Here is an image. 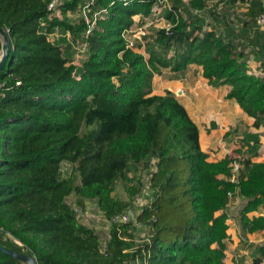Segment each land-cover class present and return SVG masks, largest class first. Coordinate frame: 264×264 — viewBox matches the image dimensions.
Returning a JSON list of instances; mask_svg holds the SVG:
<instances>
[{
	"label": "trees",
	"instance_id": "1",
	"mask_svg": "<svg viewBox=\"0 0 264 264\" xmlns=\"http://www.w3.org/2000/svg\"><path fill=\"white\" fill-rule=\"evenodd\" d=\"M83 1L62 0L59 17L48 0H0V29L9 38L0 70V245L37 264H226L224 209L232 196L244 200L239 216L248 230L264 229L262 216H247L264 208V162L252 161L260 135L230 128L226 137L241 134L240 147L208 161L185 107L170 91L150 95L151 84L162 69L200 65L212 86H228L226 97L264 128V75L248 72L244 53L264 5L251 0L238 29L226 13H211L217 27L208 30L204 14L184 20L173 4L163 12L168 28H151L129 47L125 34L147 22L156 0H94L92 9L106 13L86 38L83 18L71 21L67 14ZM56 28L60 37L51 42ZM82 41L85 57L77 65L72 48ZM2 44L0 34L1 52ZM255 44L262 54L264 42ZM233 161L241 164L236 182ZM64 162L71 164L68 175ZM119 182L130 201L114 195ZM145 187L150 200L135 219L149 233L138 244L137 225L112 219ZM70 195L96 202L109 224L105 246L74 215ZM262 259L264 242L253 264ZM0 264L28 263L0 251Z\"/></svg>",
	"mask_w": 264,
	"mask_h": 264
},
{
	"label": "crops",
	"instance_id": "2",
	"mask_svg": "<svg viewBox=\"0 0 264 264\" xmlns=\"http://www.w3.org/2000/svg\"><path fill=\"white\" fill-rule=\"evenodd\" d=\"M259 64H263L260 63ZM172 92L185 107L189 117L198 128L199 146L205 152L208 161H219L232 156L240 147V136L226 137L230 128H237L240 133L245 128L258 132L261 146L254 162H264V128L253 126L254 117L249 116L233 98H227L228 86H212L203 76L202 67L190 64L181 72L168 68L155 73L152 78L150 95H164ZM244 200L234 195L229 200L224 212L227 214L226 264H253L256 247L264 242V229L249 231L247 223L240 220L239 211ZM262 206L247 213L248 218L258 217ZM219 210L216 214L221 213ZM259 264H264L262 259Z\"/></svg>",
	"mask_w": 264,
	"mask_h": 264
},
{
	"label": "rangeland",
	"instance_id": "3",
	"mask_svg": "<svg viewBox=\"0 0 264 264\" xmlns=\"http://www.w3.org/2000/svg\"><path fill=\"white\" fill-rule=\"evenodd\" d=\"M204 1L206 4L204 10H201L200 8L191 7L189 4L190 0H170L168 1V5L172 6L173 4H175L179 6L180 8L179 14L184 20L188 19L191 13L200 14L203 11H210V12L214 11L218 14L222 10H225L227 13L226 19L228 21H231L232 26H233V23L235 24L239 22L240 19L245 17L244 13L249 7L247 0L246 1H243V0H204ZM152 10H156V8L153 7ZM57 15L61 17L60 12H57ZM68 16L71 19V21H74L76 20V17L79 15L71 13V15H68ZM207 16H208L207 18L208 22L214 23L213 18H210L209 15ZM215 16L218 17L219 15H215ZM135 18H137V16H135ZM203 24L205 25V20L203 21ZM154 27L155 28L167 27V21L160 19L154 23ZM255 33H256V36L253 39L254 43L264 42V29L257 31ZM67 35H69V33H67ZM136 35H138V33H136ZM129 38H132V37L129 36ZM49 40L54 41L52 40L51 37H49ZM254 43L248 44V47H246L249 54H251L252 51L254 50L252 55L257 59V62H254L252 61L254 59H252L251 57L248 58L250 60L248 63V71L251 72V70L253 69L254 71L262 73L264 72V65L259 64V62L260 63L264 62L263 57H262L263 56L262 54H264V50L261 51L262 52L261 54L258 50H256ZM74 45H75L74 48H72L73 49L72 58H73V62L79 65L85 57L86 48H85V45L84 44L82 45V43L80 42ZM135 50L137 52L143 53L146 56V53L144 52L143 48L136 47ZM1 54L2 52L0 51V56ZM62 170H63L64 175H68V173L71 170V164L68 162H64L62 164ZM142 178H145V177H142ZM114 195L123 201H130L128 197V193L125 191V187L122 182L121 183L119 182L116 184ZM149 196H150V191L147 187H145L143 190V196H137L133 201H131L130 205L131 204L133 205V203L135 202V207H136V208L133 207V210L131 208L132 210L131 214L134 217L136 216V214H138L139 210L141 209L139 208L141 206L140 204L145 202L146 199L150 200ZM66 200L71 205L74 215L81 222L86 224L89 228L93 229L99 235L101 245L105 246V243L108 238L109 224L106 218L102 215V213L98 209L96 202L94 200L86 199L80 203L77 201L76 196L74 195L68 196ZM148 233L149 231L146 225L139 224L138 226H136V230L135 232H133L135 242L139 244L145 241L147 239ZM131 264H138V263L131 262Z\"/></svg>",
	"mask_w": 264,
	"mask_h": 264
},
{
	"label": "built area",
	"instance_id": "4",
	"mask_svg": "<svg viewBox=\"0 0 264 264\" xmlns=\"http://www.w3.org/2000/svg\"><path fill=\"white\" fill-rule=\"evenodd\" d=\"M168 1H170V0H156L155 3L153 4V7L156 8V10H152L151 9V15L148 16V17H145V20L147 22L143 26L142 25L135 26L133 29L127 31V33L125 34V36L127 38H129V36L132 37V38H129V40H130V43L128 45L129 47H133V43H134V39L135 38L136 39H140L144 34H146L147 32H149V30L151 28H155L154 27V23L155 22H157L160 19H163V20L167 21L165 18H163V12H164V9H169L170 8V5H168ZM243 1H246V0H243ZM250 1L251 0H247L248 5L250 4ZM61 2H62V0H48V2H47V9L51 12V15L58 16L57 15V12H60V7L59 6H60ZM261 2L264 5V0H261ZM93 3H94V0H84L83 3H82V5H81V7L78 10V12L77 13H73V14L79 15V16L76 17V19L78 17L83 18V20L86 23V28H85V30L83 32V35H82L83 38H86L87 36H89L92 33L93 29L97 26V20L100 19V18H102L105 15V13H106V9L105 8H98V9L93 10L92 9V4ZM205 5L206 4H205V1H204V5L200 9L201 10H204ZM246 11H245V13H246ZM211 13L221 16V15L225 14L226 11L225 10H222L218 14L216 12H214V11L213 12H210V11H203V12H201L199 15H203L204 14L203 15L204 16V20H205V25L203 24V28L204 29H208L209 30L215 24V22L212 23V22H208V20H207V18H208L207 15H209L210 18H212ZM67 14L68 15H71V12L70 11H67ZM226 15H227V13H226ZM135 16H137V15H135ZM135 16H134V19L135 20H138L139 19V16H137V18H135ZM215 25L217 27V23ZM233 26H234L235 29H238L239 26H240V24L239 23H235V24L233 23ZM168 27H169V23L167 21V27H164V28H168ZM156 29H160V28H156ZM263 29H264V13H262V14H260V15H258L256 17V20H255V23H254L253 27L251 29H248V32L250 33L251 38L254 39L255 36H256V33L255 32L260 31V30H263ZM136 33H138V35H136ZM67 36L70 37V35H67ZM49 37H51L52 40H54V41L57 40V39H59V37H60L59 29L58 28L54 29L50 33ZM51 42H53V41H51ZM77 43H79V42H76V44ZM80 43H82V45L83 44L85 45V42H83V41L80 42ZM254 45L256 47V50L259 51V47L255 43H254ZM253 51H252L251 54H249L247 48L244 49L245 59H246L247 64L250 61L248 59L249 57H251L252 59H254L252 61L257 62V59L252 55L253 54ZM248 72L249 73H252L254 75H259V76L264 75V72L260 73V72L254 71L253 69L251 70V72L250 71H248ZM240 168H241V164L238 163L237 161H233L231 163V173H232L231 176H230L231 181H234V182L237 181L238 176H239ZM148 203H149V200L146 199L145 202H143V203L140 204L141 206L139 208L142 209V207L145 206ZM133 207L136 208L135 207V202L133 203V205L131 204L125 210V212L123 214H121L120 216L114 217L112 220L113 221H119V222L132 221L135 225L138 226L139 223L135 219L136 216L134 217L131 214L132 213V210H133ZM131 208H132V210H131ZM141 209L139 210V212L141 211ZM260 216H262L264 218V210L261 211V215Z\"/></svg>",
	"mask_w": 264,
	"mask_h": 264
},
{
	"label": "water",
	"instance_id": "5",
	"mask_svg": "<svg viewBox=\"0 0 264 264\" xmlns=\"http://www.w3.org/2000/svg\"><path fill=\"white\" fill-rule=\"evenodd\" d=\"M0 34L3 38V44H2V54L0 56V70L4 64V61L8 55V43H9V38H8V35L2 30L0 29ZM0 251L8 254L9 256L15 258V259H18V260H21V261H24L28 264H37L36 263V260L33 256L31 255H28V254H25V253H20V252H17L15 250H12L10 248H7L5 246H2L0 245Z\"/></svg>",
	"mask_w": 264,
	"mask_h": 264
}]
</instances>
